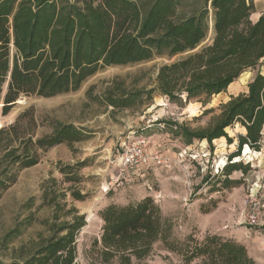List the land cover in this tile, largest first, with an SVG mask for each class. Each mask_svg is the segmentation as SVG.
Returning <instances> with one entry per match:
<instances>
[{
	"label": "trees",
	"instance_id": "1",
	"mask_svg": "<svg viewBox=\"0 0 264 264\" xmlns=\"http://www.w3.org/2000/svg\"><path fill=\"white\" fill-rule=\"evenodd\" d=\"M253 9L249 0H0V114L8 115L20 96L75 92L99 70L155 57L177 59L159 67L153 88L121 91L118 97L108 92L105 103L113 110L132 109L157 94L171 103L197 101L205 107L243 73L255 70L246 92L222 103L206 126L159 121L184 146L205 141L210 150L221 138L233 144L226 129L239 125L244 133L236 135V150L216 180L223 189L236 187L241 180L230 176L250 168L232 160L244 146L260 150L264 127V76L258 70L264 60V14L253 23ZM212 112L205 109L201 115ZM24 117L0 129V198L20 170L39 163V151L89 138L71 124L53 122L49 134L33 139L26 127L35 129L34 118L23 126ZM86 165L59 164L61 179L41 185L40 206L50 215L40 221L27 216L3 236L2 245L8 246L35 222L43 229L8 264H77L76 240L86 218L75 203L88 198L80 188ZM98 216L102 226L91 246L95 264H134L150 256L155 245L180 264H255L243 245L216 234L201 241L193 235L175 239L171 221L151 197L108 205ZM256 227L264 233V210Z\"/></svg>",
	"mask_w": 264,
	"mask_h": 264
},
{
	"label": "rangeland",
	"instance_id": "2",
	"mask_svg": "<svg viewBox=\"0 0 264 264\" xmlns=\"http://www.w3.org/2000/svg\"><path fill=\"white\" fill-rule=\"evenodd\" d=\"M176 59L155 57L139 64L107 67L75 92L52 98L20 96L8 115L0 114V129L13 124L20 115L25 116L23 126H28L27 119L33 116L35 129L26 127L27 131L28 128L33 131V139L49 134L53 122L71 124L89 137L72 147L61 144L45 152L39 151V163L20 170L16 182L3 192L0 198L2 263H11L14 252L43 231L35 222L8 246L2 245L3 236L17 222L27 216L40 221L50 215L48 208L40 206L41 185L49 178L61 179L59 164L86 161V167L80 171L83 177L80 188L88 198L75 203L86 218V226L76 240L77 264H95L91 246L102 226L98 216L101 210L108 205L136 203L146 197H151L171 221L175 239L193 235L201 241L206 235L216 234L243 245L255 264H264V233L256 227L261 224L264 210V135L259 151L249 149L245 153L244 146L240 157L232 160L250 168L245 174L234 172L230 176L232 180H241V184L223 189L216 180L227 163V156L236 150V135L244 133L239 125L226 129L228 136L234 139L233 144L228 145L221 138L212 142L210 150L205 141H193L192 145L184 146L159 123L176 121L191 129L206 126L219 113L222 103L246 92L256 71L240 76L225 92L212 96L205 107L197 101L171 103L157 94L150 103L132 109L113 110L105 103L108 92L118 97L121 91L153 88L159 67ZM263 69L264 60L258 70ZM205 109H213V112L203 116ZM138 138L147 141L150 151H159L162 164L151 166L140 175L131 174L128 179L118 178L116 157L124 143ZM1 147L0 144V150ZM205 177H208L206 182ZM251 212L256 214L257 225L247 222ZM134 264L180 263L176 256L155 245L150 256Z\"/></svg>",
	"mask_w": 264,
	"mask_h": 264
},
{
	"label": "built area",
	"instance_id": "3",
	"mask_svg": "<svg viewBox=\"0 0 264 264\" xmlns=\"http://www.w3.org/2000/svg\"><path fill=\"white\" fill-rule=\"evenodd\" d=\"M116 167L118 178L128 179L132 174H138L151 166L162 164V156L159 151L152 152L148 149L147 141L138 138L123 144L117 157ZM257 217L254 212L247 216L249 224L257 225Z\"/></svg>",
	"mask_w": 264,
	"mask_h": 264
},
{
	"label": "crops",
	"instance_id": "4",
	"mask_svg": "<svg viewBox=\"0 0 264 264\" xmlns=\"http://www.w3.org/2000/svg\"><path fill=\"white\" fill-rule=\"evenodd\" d=\"M249 1H251L253 3V7H254L253 13L250 15V18L249 19H250L251 22L254 23L255 21H257V19L262 14H264V0H249ZM246 73L247 72L243 73L241 76H243ZM260 73H261V75L264 76V69ZM263 135H264V127H263V130H262V140H263ZM262 140H261V147H263Z\"/></svg>",
	"mask_w": 264,
	"mask_h": 264
},
{
	"label": "bare ground",
	"instance_id": "5",
	"mask_svg": "<svg viewBox=\"0 0 264 264\" xmlns=\"http://www.w3.org/2000/svg\"><path fill=\"white\" fill-rule=\"evenodd\" d=\"M229 87H230V85H229ZM17 102H19V101H17ZM248 150H249V148L247 146H245V153H247Z\"/></svg>",
	"mask_w": 264,
	"mask_h": 264
}]
</instances>
